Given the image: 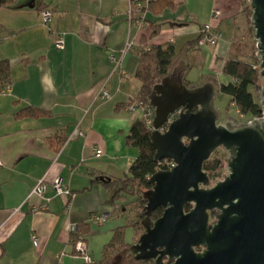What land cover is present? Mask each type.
Returning <instances> with one entry per match:
<instances>
[{"label": "crops", "instance_id": "0c3cea01", "mask_svg": "<svg viewBox=\"0 0 264 264\" xmlns=\"http://www.w3.org/2000/svg\"><path fill=\"white\" fill-rule=\"evenodd\" d=\"M30 2L14 0L0 9V60L11 63L10 89L0 85V264H84L74 253L70 224L87 225L88 245L94 236L113 239L122 227L108 201L112 192L92 180L124 179L139 156L126 140L132 127L110 129L108 122L143 117L128 105L141 90L135 74L143 42L172 47L173 71L183 70L187 80L198 70L197 79L220 90L232 81L223 68L244 0H177L174 8L145 13L142 28L129 19L132 0H36L34 8ZM42 8L53 12L49 26ZM214 10L222 13L219 21ZM211 23L223 34L220 44L193 43ZM152 25L161 29L153 39ZM56 34L64 38L63 51L54 45ZM130 42L134 49L125 51ZM104 90L111 99L102 100ZM28 107L49 115L18 116ZM56 180L74 193L69 208L53 190ZM41 181L45 194L33 195ZM94 214L107 221L93 223Z\"/></svg>", "mask_w": 264, "mask_h": 264}, {"label": "water", "instance_id": "95a60500", "mask_svg": "<svg viewBox=\"0 0 264 264\" xmlns=\"http://www.w3.org/2000/svg\"><path fill=\"white\" fill-rule=\"evenodd\" d=\"M35 1L27 6L34 8ZM248 2L263 82L262 116L244 124H218L215 82L188 87L181 69L154 86L149 102L156 112L155 161L169 160L175 167L155 173L153 188L142 194L145 231L129 248L136 261L264 264V0ZM220 148L228 153V174L211 187L204 165ZM158 209L163 214L154 221ZM212 212L218 213L214 221Z\"/></svg>", "mask_w": 264, "mask_h": 264}, {"label": "trees", "instance_id": "16d2710c", "mask_svg": "<svg viewBox=\"0 0 264 264\" xmlns=\"http://www.w3.org/2000/svg\"><path fill=\"white\" fill-rule=\"evenodd\" d=\"M134 1V0H132ZM14 0H0V9L4 7H11ZM177 5V0H151L147 8H141L132 5V21H143V15L147 12L161 13L167 8H174ZM46 10L45 8H42ZM247 9L244 10L246 13ZM249 15L252 16V10L248 8ZM141 13V14H140ZM250 16V17H251ZM144 23H146L144 21ZM151 39L160 35V27L152 25ZM200 37L193 43L199 44ZM174 50L172 47L164 48L159 45H148L145 41L142 47L138 51L139 65L135 74V77L141 83L140 94L137 98L130 100L128 105H132L135 102L142 103L144 105L149 104V98L153 92L154 86L158 84L164 77L168 76L172 72V64L174 60ZM223 73L227 77H230L232 81L229 84L221 85L220 92L226 96H229L231 103H233L241 115H250L254 118L262 116L263 107L261 103L257 102L253 93L250 91L252 87H256L261 81L260 70L255 64L251 62H245L240 58L239 54H235L233 49L230 52V57L226 61ZM11 83V63L8 59L0 60V85L7 87ZM187 86L188 82L185 80ZM49 112L40 110L38 108L28 107L23 109L18 116L40 118L46 117ZM152 131L149 129L142 120H137L131 128L130 134L127 137V144L130 147L137 148L139 156L129 170V174L121 180H111L104 176H97L95 180H92V184L101 181L106 184L107 187L112 188L117 185L118 190L114 193L111 203L114 204V200H125L124 195L130 194L137 197L135 204H129V206H137L141 208L136 221H130L129 225L135 230L136 235L140 230H144L141 222L144 219L143 210L146 205V201L143 199L142 194L153 188L150 184V178L162 169V162H156V150L151 143ZM221 162L210 160L205 163L204 171H206L210 177H213L214 173L220 168ZM166 169V168H165ZM94 176V174H91ZM106 179L109 181H103ZM74 193L71 192V196L67 200V207L72 201ZM125 206L116 207L114 215L119 210L123 211ZM192 206H187L186 209L190 210ZM163 214L162 209H158L153 214V219H159ZM120 216H118L119 218ZM125 228L120 227L115 230L112 241L105 247L103 253V259L101 264H154L150 262L136 261L134 256L129 251L130 245L125 242ZM89 233L87 225H80L79 231L71 235V243L74 253L80 256V253L75 251V246L80 240H84L87 243L85 236ZM144 234V233H143ZM142 234V235H143ZM88 244V243H87ZM121 258L118 259V257ZM87 264V263H84Z\"/></svg>", "mask_w": 264, "mask_h": 264}, {"label": "rangeland", "instance_id": "374dc122", "mask_svg": "<svg viewBox=\"0 0 264 264\" xmlns=\"http://www.w3.org/2000/svg\"><path fill=\"white\" fill-rule=\"evenodd\" d=\"M248 8L251 9L250 4L248 0H244V4L242 7V18H240L239 22V32L238 36L236 37L232 49L235 54H239L240 58L245 61V62H251L256 65V67L259 68L260 70V58L257 55V42L254 40V30L252 28V21H251V15H249ZM247 9L246 13L244 10ZM251 16V17H250ZM173 71V70H172ZM172 73V72H171ZM198 75V70H195L191 75L187 77V86L188 87H198L204 84L202 79H197ZM263 82L262 79L259 82V84L256 87H252L250 91L253 93L255 99L257 102L261 103V90H262ZM215 107L217 111L220 114L218 124H223L226 123L227 121H233L236 124H244L251 122L254 117L250 115H241L237 109V107L231 103V99L229 96H226L218 90V94L215 100ZM134 148V147H131ZM138 150L137 148H134ZM228 159V153L224 149H218L213 156L211 157L210 161L215 162V161H220L221 165L220 168L214 173L213 177H210L211 179V186H214L217 183V180L223 181L224 178L227 176V164L226 161ZM129 172L126 174L128 175ZM107 188V187H106ZM110 189L112 194L118 190V186L115 185L112 188H107ZM125 200L120 201L119 199L114 200V204L111 203L112 198L110 194V200L109 203L111 207L116 209V207H122L125 206L123 211L119 210L116 212V214L113 216L117 217V220L121 222L122 227L125 228V242L126 244L132 246L136 244L142 234L144 233V230H140L138 234L136 235L135 230L129 225V222L136 221L138 218V214L141 211V208H138L135 205L129 206V204H135L137 201L136 196H132L130 194H125L124 195ZM214 214L211 217V220L214 221L215 218ZM118 216H120L118 218ZM107 221V220H106ZM112 238L110 237H105V236H94L88 245V253L92 255V259L94 260L95 264H101L100 262L103 259V250L104 246L106 243H109ZM85 240V239H84ZM83 240V241H84ZM85 242V241H84ZM76 247V246H75ZM130 248V247H129ZM121 258V256L118 257V259Z\"/></svg>", "mask_w": 264, "mask_h": 264}, {"label": "built area", "instance_id": "2783aa9c", "mask_svg": "<svg viewBox=\"0 0 264 264\" xmlns=\"http://www.w3.org/2000/svg\"><path fill=\"white\" fill-rule=\"evenodd\" d=\"M150 1L151 0H134L131 2L129 19H130V21L134 27L142 28L145 23H144V20L143 21H136V22L132 21V13H131L132 5L138 7L139 9L147 8ZM212 17H213L214 21H219L222 17L221 11L220 10H214ZM41 18L43 20V23L46 26H49L50 21L53 18V12L51 10H44L41 12ZM222 39H223V34L221 33V31L219 30L217 25H214L212 23L206 24L202 27L199 45L201 47H204V46L217 47L220 44V42L222 41ZM54 45L57 47V49L63 51L65 49L64 38L62 36L56 34L54 36ZM134 45H135L134 42L128 43L125 51L133 50ZM112 60L115 61V58L113 56H112ZM8 89H10V85L7 86V90ZM100 96H101L102 100H104V101L111 99V95L105 90L102 91ZM129 107L131 110L141 111L143 114V117L140 120H142L145 123V125L149 129H151V131L154 130L153 122L155 119L156 112H155V108L150 103L144 105L142 103L135 102L134 104L130 105ZM174 119H175V116L173 115L170 118L168 125H166L161 131L166 132L168 129V126L174 121ZM95 154L97 157H102L103 152L100 149H96ZM161 164H162L161 170H171L175 167L174 162L169 161V160L162 161ZM52 186H53V190L57 196H63V197H66L67 199L71 196V191L69 190V188L66 185L63 184V182L61 180H56L55 182H53ZM46 190H47L46 183L44 181H41L38 184V186L34 189L32 194L41 197L45 194ZM73 196H72V198H73ZM68 208H69V206H68ZM68 208H67V210H68ZM106 220H107V217L104 215L94 214L91 217V221L93 223H96L99 225L104 224L106 222ZM69 231H70L71 235L74 233H77L79 231V226L77 224H70L69 225ZM33 243L35 246H38V244H39V240L36 236L33 237ZM75 251L80 253L79 257H81L85 263L95 264L91 255L88 253V244L86 242H84L83 240H80L76 244Z\"/></svg>", "mask_w": 264, "mask_h": 264}, {"label": "clouds", "instance_id": "9594fccd", "mask_svg": "<svg viewBox=\"0 0 264 264\" xmlns=\"http://www.w3.org/2000/svg\"><path fill=\"white\" fill-rule=\"evenodd\" d=\"M133 123L134 121L132 120H128L125 118H117V119L109 121L108 127L110 129L123 128V127H127L128 129H130Z\"/></svg>", "mask_w": 264, "mask_h": 264}, {"label": "flooded vegetation", "instance_id": "af4514ba", "mask_svg": "<svg viewBox=\"0 0 264 264\" xmlns=\"http://www.w3.org/2000/svg\"><path fill=\"white\" fill-rule=\"evenodd\" d=\"M211 187H213V186H211ZM146 204H147V202H146ZM146 206V205H145ZM191 209H192V207H191ZM190 209V210H191ZM187 211H189V210H187ZM214 214H216L215 215V218H216V216H217V212H212L211 213V217L214 215ZM143 215V214H142ZM143 217H144V215H143ZM154 220V219H153ZM155 221V220H154ZM204 251V249L203 248H199V249H197V252H203ZM144 262H150V263H154V261H144ZM174 263V260H169L168 258H166L165 259V264H173ZM155 264V263H154Z\"/></svg>", "mask_w": 264, "mask_h": 264}]
</instances>
